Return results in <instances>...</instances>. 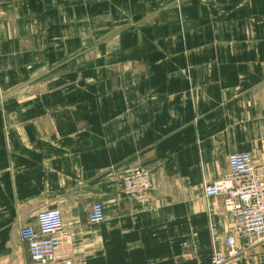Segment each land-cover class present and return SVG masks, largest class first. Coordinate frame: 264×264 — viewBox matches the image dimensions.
I'll list each match as a JSON object with an SVG mask.
<instances>
[{
    "label": "crops",
    "instance_id": "0c3cea01",
    "mask_svg": "<svg viewBox=\"0 0 264 264\" xmlns=\"http://www.w3.org/2000/svg\"><path fill=\"white\" fill-rule=\"evenodd\" d=\"M234 152L264 165V0H0V264L31 262L20 227L52 207L76 264H209Z\"/></svg>",
    "mask_w": 264,
    "mask_h": 264
},
{
    "label": "built area",
    "instance_id": "2783aa9c",
    "mask_svg": "<svg viewBox=\"0 0 264 264\" xmlns=\"http://www.w3.org/2000/svg\"><path fill=\"white\" fill-rule=\"evenodd\" d=\"M228 165L227 171L206 183L204 190L207 196H219L224 210L234 219L232 232L225 237V247L214 249L209 264H226L245 250L264 245V165L255 163L249 152L231 153ZM153 182L151 170L138 165L124 175L123 191L128 198L145 204L151 198ZM105 217L104 205L94 202L89 220L100 223ZM36 220L35 225L25 223L20 227V236L30 253L29 264H76L62 210L41 208ZM237 239L242 240V245H238Z\"/></svg>",
    "mask_w": 264,
    "mask_h": 264
},
{
    "label": "rangeland",
    "instance_id": "374dc122",
    "mask_svg": "<svg viewBox=\"0 0 264 264\" xmlns=\"http://www.w3.org/2000/svg\"><path fill=\"white\" fill-rule=\"evenodd\" d=\"M154 183V182H153Z\"/></svg>",
    "mask_w": 264,
    "mask_h": 264
}]
</instances>
